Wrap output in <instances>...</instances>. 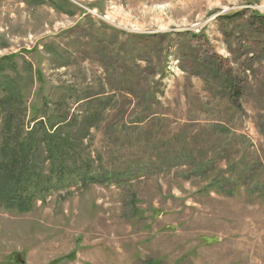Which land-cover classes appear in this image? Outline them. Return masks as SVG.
<instances>
[{
  "label": "rangeland",
  "instance_id": "rangeland-1",
  "mask_svg": "<svg viewBox=\"0 0 264 264\" xmlns=\"http://www.w3.org/2000/svg\"><path fill=\"white\" fill-rule=\"evenodd\" d=\"M3 57L109 181L0 205V264H264V0H0Z\"/></svg>",
  "mask_w": 264,
  "mask_h": 264
},
{
  "label": "trees",
  "instance_id": "trees-1",
  "mask_svg": "<svg viewBox=\"0 0 264 264\" xmlns=\"http://www.w3.org/2000/svg\"><path fill=\"white\" fill-rule=\"evenodd\" d=\"M11 59H0V74L12 64ZM38 79L40 80L39 77ZM2 90L6 94L0 96V108L7 112L10 105L13 106L19 90L8 79L3 80ZM21 115H24V110L16 108L15 111H8L2 120L0 205L5 211L28 212L34 203L44 200L49 192L66 187V184H72L75 179L89 183L109 181L107 177L96 179L88 174V168H84L86 165L76 153L75 140L64 133L68 120L33 115L34 118L30 121L32 127L29 129L25 128ZM77 163L82 164L74 166ZM144 264L156 263L148 261Z\"/></svg>",
  "mask_w": 264,
  "mask_h": 264
},
{
  "label": "water",
  "instance_id": "water-1",
  "mask_svg": "<svg viewBox=\"0 0 264 264\" xmlns=\"http://www.w3.org/2000/svg\"><path fill=\"white\" fill-rule=\"evenodd\" d=\"M18 262H19L20 264L23 263V261H22L20 258H18Z\"/></svg>",
  "mask_w": 264,
  "mask_h": 264
}]
</instances>
